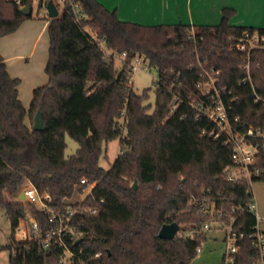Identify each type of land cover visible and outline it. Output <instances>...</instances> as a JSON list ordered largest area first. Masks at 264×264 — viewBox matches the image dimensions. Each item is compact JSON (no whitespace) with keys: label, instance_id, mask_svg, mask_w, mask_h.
Returning <instances> with one entry per match:
<instances>
[{"label":"trees","instance_id":"1","mask_svg":"<svg viewBox=\"0 0 264 264\" xmlns=\"http://www.w3.org/2000/svg\"><path fill=\"white\" fill-rule=\"evenodd\" d=\"M50 1L38 0L39 8L47 11ZM54 2L61 11L46 19L49 82L34 90L29 111L19 97L21 80L9 74L0 54V211L13 233L9 264H61L67 253L71 264H191L208 239L204 226L223 228L230 217L236 218L235 230L246 234L235 264H263L250 237L258 224L264 231V220L250 210L251 183L227 179L234 148L203 136L214 125L194 106L208 103L198 84L206 81L205 70L214 69L230 119L240 120L237 129L244 131L253 119L264 132V50L248 56L232 47V38L246 31L264 35V29L232 26V9H224L218 26H145L120 20L97 0ZM24 7L33 2L0 0V39L32 19L21 13ZM123 54L118 70L115 60ZM136 58L159 76L152 112L149 90L136 94L130 85ZM248 63L251 81L243 82ZM39 110L43 132L28 122ZM67 136L79 146L68 158ZM116 140L120 154L106 170L100 162ZM257 167L254 184L264 182V149ZM27 180L49 193L58 210L95 185L84 205L99 212L77 216L63 247L19 243L15 233L28 206L6 196L18 197ZM35 217L42 231L53 229L45 215ZM173 223L195 235L161 239L162 227Z\"/></svg>","mask_w":264,"mask_h":264},{"label":"built area","instance_id":"2","mask_svg":"<svg viewBox=\"0 0 264 264\" xmlns=\"http://www.w3.org/2000/svg\"><path fill=\"white\" fill-rule=\"evenodd\" d=\"M233 49L245 53L248 56L255 50H264V35L255 32H244L242 37L232 38ZM121 62L123 64L126 54H123ZM144 62L142 58H136L133 62V72L138 70L139 66ZM220 72H216L214 69L211 71L205 70L204 83H199L200 88L205 96L208 97L207 104H201L194 106L199 112L204 114L208 120L214 125V129L211 132L203 130V136L209 137L214 141H221L224 146H232L234 167L228 168L225 172L226 177L231 182H239L240 180H247L251 183L253 190L254 182L253 176H260L261 169L257 167L261 157V150L264 149V132L256 128L255 122L251 119L248 127L244 131L237 129L236 125L240 124L238 118L232 121L229 117L228 108L223 103L220 91L217 88V82H219ZM251 81L250 63L243 67V82ZM132 78L130 80V85ZM132 87V86H131ZM210 87V88H209ZM194 105L193 103L191 104ZM176 106L173 107L176 110ZM33 123L30 124L33 129ZM243 127V125H242ZM262 140L261 144L259 141ZM82 183H86L83 179ZM95 185L90 186L84 195L82 200L69 204L65 210H58L53 207L52 196L49 193H41L38 189L27 180L21 193L18 196V200L23 204L30 207L28 217L21 220L16 229V241L19 243H32L38 242L43 248L47 249L52 245L65 246V236L69 231H72V222L79 215L83 214H97L98 208L86 207L84 202L87 197L92 193ZM24 194L25 200H20L19 197ZM254 202L250 206V210L255 214L257 221L264 220L258 213V202L255 196L254 190ZM104 200L101 201V204ZM206 207H203V210ZM213 211V210H212ZM43 214L48 218V222L53 224V229L44 232L40 227V223L35 217V214ZM220 216L223 214L220 213ZM231 224L225 227H215L211 224L204 226V232L208 233L213 229L223 230L226 232V238L224 240L226 244V253L224 255V264H235V256L240 251L241 246L239 241L246 237L243 232H238L234 228L236 218L230 217ZM220 226V225H219ZM253 239L254 245L260 251L261 258L264 259V231L260 224L255 229V232L250 235ZM201 252V249H198ZM67 253L63 258L61 264H71V261L67 260ZM97 258L100 254L96 255ZM264 264V263H263Z\"/></svg>","mask_w":264,"mask_h":264},{"label":"crops","instance_id":"3","mask_svg":"<svg viewBox=\"0 0 264 264\" xmlns=\"http://www.w3.org/2000/svg\"><path fill=\"white\" fill-rule=\"evenodd\" d=\"M19 1V0H13ZM32 1V0H31ZM38 1V0H37ZM109 11H116L122 21L145 26L177 25L218 26L223 20L224 9L235 10L230 24L236 27L264 29V0H97ZM48 15V14H47ZM34 7H32V18ZM34 20L25 21L17 32L0 39V54L6 61L9 74L13 77L16 67L22 69V62L37 57L36 43L44 38L49 22L42 24L37 34ZM37 35V36H36ZM20 37V38H19ZM33 46L28 55L21 54L25 46ZM20 66V67H19ZM15 72V73H14ZM16 75V74H15ZM46 77V78H45ZM47 75H39L29 86L24 87L19 97L30 110L33 92L40 84L46 85ZM42 85V86H44ZM29 125L32 119H28ZM6 197H9L8 195ZM20 202L18 197L8 199Z\"/></svg>","mask_w":264,"mask_h":264},{"label":"rangeland","instance_id":"4","mask_svg":"<svg viewBox=\"0 0 264 264\" xmlns=\"http://www.w3.org/2000/svg\"><path fill=\"white\" fill-rule=\"evenodd\" d=\"M33 7H34V17L32 18L35 23V28L37 31V34L39 33L42 24L46 23L48 20H46L48 17L47 11L44 9L39 8V4L37 0H32ZM62 9V7H61ZM61 11V10H59ZM31 19V20H32ZM196 33L195 30H191V34L194 35ZM37 36V35H36ZM20 38V37H19ZM35 46H38V54L37 57L32 59L30 57L29 61L22 62V69L16 67V75L13 74V77L16 79L21 80V90L22 93L24 87L29 86L31 82L37 79L39 75H47L46 73V66L49 61L50 56V35L49 31L46 32L44 38L39 40ZM33 46H31V43L29 46H25L23 52L21 54L28 55L30 53V50ZM122 57L118 56L115 60V66L116 69H120L122 66L121 62ZM158 74L155 70L150 69L145 62H143L137 71L133 73L132 76V89L136 94H142L145 90H149V100L146 102V104L151 105V111L152 112L155 108L156 104V81H157ZM46 78V77H45ZM49 82V78L47 77V81L45 84ZM44 84H40L42 87ZM39 87V86H37ZM210 88V87H209ZM32 123L34 124V118H32ZM32 124V125H33ZM67 142V149L65 152V156L71 157L76 154L78 150V143L73 140L71 137L67 136L66 138ZM120 141L116 140L110 143L105 148V153L103 158L101 159V166L106 169L110 170L114 162H116V159L118 155L120 154ZM253 190L255 193V196L257 198L258 202V213L260 216L264 219V182H257L253 186ZM7 197L8 199H12V196L10 194ZM82 200L81 196H77L74 198V202ZM28 210H30V207H28ZM195 235L192 232L182 233L179 232V236L182 235ZM16 233H15V239H16ZM208 239L206 242L202 244V247H200L201 252L198 253V256L191 264H224L223 257L226 253V244L224 242L226 238V232L223 230H216L213 229L210 232L207 233ZM13 238V233L11 229L10 222L5 217L4 212L0 211V264H9L10 262V256H11V250L9 246L11 245ZM67 260H71L70 255H67Z\"/></svg>","mask_w":264,"mask_h":264},{"label":"water","instance_id":"5","mask_svg":"<svg viewBox=\"0 0 264 264\" xmlns=\"http://www.w3.org/2000/svg\"><path fill=\"white\" fill-rule=\"evenodd\" d=\"M21 13L24 16H31L32 15V8L31 7H24L21 9ZM47 14L50 19L57 18L60 15L59 8L57 7L54 0H51L50 3L47 5ZM44 118L42 110H39L34 117V125L33 130L36 132H43L45 130L44 126ZM133 189L135 191L138 190V182H135ZM20 200H25L24 194H21L19 197ZM179 234V225L177 223L167 224L164 225L160 231L159 237L161 239H174L175 236Z\"/></svg>","mask_w":264,"mask_h":264}]
</instances>
